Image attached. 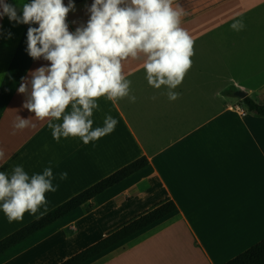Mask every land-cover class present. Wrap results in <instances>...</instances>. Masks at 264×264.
<instances>
[{
    "label": "crops",
    "instance_id": "0c3cea01",
    "mask_svg": "<svg viewBox=\"0 0 264 264\" xmlns=\"http://www.w3.org/2000/svg\"><path fill=\"white\" fill-rule=\"evenodd\" d=\"M7 2L22 15L20 6L31 0ZM73 2L70 32L86 25L93 0ZM175 2L185 9L181 26L195 53L174 90L179 98L170 101L166 86L148 84L142 59L125 61L136 100L100 98L93 128L102 127L106 115L118 124L88 145L78 137L57 142L48 121L23 108L22 78L49 62L27 54L29 25L0 19V171L10 174L20 165L31 176L51 167L58 189L46 193L48 212L129 163L148 161L98 195L89 212L79 207L7 249L0 264H59L164 201L176 211L85 264H224L264 239V116L235 96L241 91L264 106V0ZM236 20L243 30L231 28ZM17 115L31 117L29 127L14 130ZM40 212L9 222L0 210V240Z\"/></svg>",
    "mask_w": 264,
    "mask_h": 264
},
{
    "label": "clouds",
    "instance_id": "9594fccd",
    "mask_svg": "<svg viewBox=\"0 0 264 264\" xmlns=\"http://www.w3.org/2000/svg\"><path fill=\"white\" fill-rule=\"evenodd\" d=\"M20 7L22 15L7 0H0V19L7 16L29 25L27 54L49 64L31 72L30 79L22 78L17 91L26 97L24 109L37 120L48 121L57 142L78 137L88 145L115 130L118 121L111 115L96 128L92 117L102 97L113 103L125 97L135 102L131 81L123 72L129 59H142L151 87L166 86L170 101L179 98L174 90L192 67L195 53L193 38L181 26L185 9L175 0H93L86 25L74 32L66 22L75 9L73 0L67 5L64 0H31ZM231 28L241 31L244 23L236 20ZM30 123L31 117L17 115L13 129L22 131ZM67 175L61 172L59 179L66 180ZM53 179L51 167L31 176L20 165L13 166L10 174L0 171V210L8 221L22 220L26 212L36 215L42 207L40 215L46 213V193L58 189Z\"/></svg>",
    "mask_w": 264,
    "mask_h": 264
},
{
    "label": "trees",
    "instance_id": "16d2710c",
    "mask_svg": "<svg viewBox=\"0 0 264 264\" xmlns=\"http://www.w3.org/2000/svg\"><path fill=\"white\" fill-rule=\"evenodd\" d=\"M242 102L245 103L252 112H255L259 116H264V106L257 105L247 96L242 99ZM147 164V159L143 157L129 163L20 229L2 238L0 240V254L79 207L84 206L85 212H89L95 207L93 200L98 195L141 170L147 166ZM175 211L176 206L172 201L161 202L123 223L98 242L59 264H85L99 254L162 220ZM224 264H264V239Z\"/></svg>",
    "mask_w": 264,
    "mask_h": 264
},
{
    "label": "water",
    "instance_id": "95a60500",
    "mask_svg": "<svg viewBox=\"0 0 264 264\" xmlns=\"http://www.w3.org/2000/svg\"><path fill=\"white\" fill-rule=\"evenodd\" d=\"M235 96L238 98V99H240V100H242L243 98H245V93H243V92H241V91H236L235 92Z\"/></svg>",
    "mask_w": 264,
    "mask_h": 264
}]
</instances>
